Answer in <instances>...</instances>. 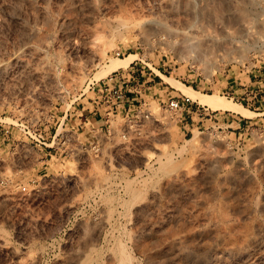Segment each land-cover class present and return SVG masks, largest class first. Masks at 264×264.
Instances as JSON below:
<instances>
[{
  "label": "rangeland",
  "instance_id": "374dc122",
  "mask_svg": "<svg viewBox=\"0 0 264 264\" xmlns=\"http://www.w3.org/2000/svg\"><path fill=\"white\" fill-rule=\"evenodd\" d=\"M43 44L58 80L15 64L0 75V264H110L118 243L131 264H200L206 247L168 253L207 206L236 220L232 237L264 223V0H0V61ZM165 76L219 106L185 102ZM188 170L186 191L167 187ZM147 200L150 220L166 223L135 237L133 210Z\"/></svg>",
  "mask_w": 264,
  "mask_h": 264
},
{
  "label": "bare ground",
  "instance_id": "6f19581e",
  "mask_svg": "<svg viewBox=\"0 0 264 264\" xmlns=\"http://www.w3.org/2000/svg\"><path fill=\"white\" fill-rule=\"evenodd\" d=\"M48 48L49 46L46 44H43L40 47H36L32 49L30 48L31 54L30 57L28 58H24L23 55L19 52L14 53L12 54V56H9L7 58H3L0 61V75L6 74L8 68L11 65L15 64L21 66L22 68L27 67L25 69L28 68L32 69L31 73L34 72L35 73L34 75L36 76H41L42 78L46 77L50 80L56 79L57 77L56 71H54L52 65L54 63L53 58L51 59V56L48 55L50 58L46 59L48 58L46 54L50 52V51L47 52ZM131 57H133V54H131ZM57 58L58 57H56V59ZM61 58H59L58 61L59 60L61 61ZM98 58L99 57L93 56L91 63L93 64L94 62L98 61L99 60ZM130 61L131 59L128 58L123 63H120L122 62L120 61L114 64L113 67L120 68L122 66H128ZM69 64H70L69 68H71L74 71L81 69V67L75 64L74 62H70ZM55 66L56 64L54 65V67ZM61 73L63 74V72ZM69 75L70 74H65L64 75L65 79L67 78L70 81L74 82V79L69 77ZM165 79L171 86L180 90L189 99L196 101L198 103L207 104L209 106H212V108L213 107L215 108V106L216 107L219 106L217 105L216 100L214 101V99H212L211 95H207V96L201 95L202 93L200 94L199 92L193 90L192 87L179 84L178 83L179 81L178 82L173 81V78L170 79L169 77L165 76ZM224 105L225 103L223 104V107ZM226 106L228 109L234 112H238L240 114H242L244 110L242 106L237 103L229 102V105L227 103ZM193 132H195L194 135L197 136V132L195 130ZM193 136L191 138H194ZM194 140L193 139L187 140L186 143H189L190 141H194ZM197 156H198L197 158L198 161L204 160L203 152L200 151L199 153H197ZM192 176L193 175L191 171L188 170L185 172L177 173L175 175L172 174L171 177H168L169 179H166L167 183L166 182L164 183H166L168 188L169 187L171 188L175 187V189L179 188L177 191L182 193L186 191L187 185H185V181L190 180ZM158 190L159 188H154L152 190L153 191L152 194L154 196L158 195L159 193ZM138 195H139L138 191H133L131 197L134 199ZM5 199H12V194H6ZM242 206L243 203H239V207ZM216 208L217 207L207 206L205 210L200 214L198 220L196 221L197 223L194 227H192L191 229L180 228V230L174 232L170 238V243L172 244V246H170L171 250L169 251L168 255H170L171 258L176 261L188 260L190 250L193 249L195 251H198L200 248L206 247L208 248L207 255L197 256L200 264H227L228 259L233 260L231 264H263L262 260L264 258V223L261 221L253 220L250 224H248L246 230L242 229L238 231V233L236 234L237 236L235 235L236 237L235 236L232 237L230 234L231 231H229L228 228L229 226H232L236 220L230 217L229 214H227L224 210H223L224 213H222L220 210ZM259 209L262 211V214L264 216V194L259 204ZM153 211H154V207L153 205H151L150 200L139 203L136 202L133 210L135 216L134 225L136 226V233L134 235L135 237L145 236L155 232L157 233L164 226V224L166 223L165 220H155V221L150 220L149 215ZM183 217L184 216L181 215H173L170 218L172 219V221L180 222V220H182ZM110 218H111L110 215H107V213H103L99 221V224L101 226L107 224L110 221ZM219 229L223 230L222 233H219ZM205 233L214 236V240L209 244H207L204 241ZM194 237H197V240L194 241ZM226 237L228 239H226L225 241L224 238ZM189 240L191 241L190 244L184 246V243H186ZM0 241L2 240L0 239ZM11 252L13 253V255H17V256L24 254L27 252V246L24 245L19 250L11 247ZM251 253H253L254 255L253 258H250L249 256V254ZM107 259L110 261V264H131V260L127 255V253L125 252L124 246L120 243H118L111 249V251L107 255ZM18 262L19 264H38V261L35 258H25L19 260Z\"/></svg>",
  "mask_w": 264,
  "mask_h": 264
},
{
  "label": "built area",
  "instance_id": "2783aa9c",
  "mask_svg": "<svg viewBox=\"0 0 264 264\" xmlns=\"http://www.w3.org/2000/svg\"><path fill=\"white\" fill-rule=\"evenodd\" d=\"M110 80H112V78H110ZM111 97H112L111 100L114 99L115 102H116L117 100H123L124 94L119 92V93H117V95H115V96L112 95ZM182 100H184L185 102H189V99L187 97H185V96H182ZM107 102H108V100H107ZM183 105L184 104H182V101L180 99H178V98H169L168 101H167V107L170 110H182L183 109ZM87 123L88 122L86 120V122L84 124H86V126H87ZM95 129H98V125H97V127H95ZM96 145L97 144H95V146Z\"/></svg>",
  "mask_w": 264,
  "mask_h": 264
}]
</instances>
